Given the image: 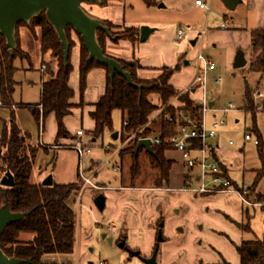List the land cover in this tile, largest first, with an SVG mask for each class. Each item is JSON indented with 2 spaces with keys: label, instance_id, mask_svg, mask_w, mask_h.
<instances>
[{
  "label": "rangeland",
  "instance_id": "rangeland-1",
  "mask_svg": "<svg viewBox=\"0 0 264 264\" xmlns=\"http://www.w3.org/2000/svg\"><path fill=\"white\" fill-rule=\"evenodd\" d=\"M194 1L119 0L125 10L126 23L146 22L173 25L177 30L182 29L184 36L190 29L188 26H195L194 29L200 34L199 42L195 48L187 45L184 52L180 54V57L187 58L188 68L192 69V72L183 71V58H181L178 64L179 71L174 74L171 83L179 92H182L189 85L197 65L195 58L198 51L202 56L213 61L216 71L208 74L206 101L207 104L214 102L215 106L204 113L203 122L205 127L209 129L215 115L216 118L224 120V125L219 129L216 139L211 141L216 157L214 163L226 169L227 177L233 184L231 190L237 189L242 193V189H246L245 198L248 202L264 203V176L257 186L253 187L255 171L262 168V175H264V163L259 160L258 148L252 142L244 141L245 133H250L251 128L255 126L259 136L251 133L252 139L260 137L262 154H264V105H262L264 98L255 97L256 92L253 93L254 110L252 116L254 119L242 108L245 80L253 90L257 76L250 74L245 77V67L249 64L247 61L245 67L241 69H225L221 51H218L221 48L216 46L215 50L212 45L216 44L204 40L202 34V31L205 34L207 29H218L224 16L232 18L239 11L234 8L228 9L224 5V0H211V2L201 0L209 6V11L206 12L194 9ZM140 27L150 28L148 25ZM32 28L29 25H21L16 28L18 47L29 58V63L18 58L14 60V67L17 69L14 75V81L17 83L13 96L15 104L35 105L40 99L39 68L41 62L39 58L41 54L39 55L38 43L35 42L38 41V36L36 33L32 34L30 31ZM152 29L162 28L155 27ZM35 30L39 32L38 28ZM111 34L115 35L114 39H116L124 34V29L115 27ZM70 37L79 40L72 31H70ZM195 49H197L196 52H194ZM159 75L160 72H156L143 80H152ZM218 75L222 78L220 85H216L214 81ZM74 80H77L75 73L71 75V84ZM259 92L264 94L262 86ZM192 97L197 104L200 103L199 91L192 94ZM152 100L155 104L158 103L157 96H153ZM196 103L194 102L195 105H197ZM172 104L175 108L180 106L176 100H173ZM229 104H232L235 110L226 115L218 112ZM0 118V126L3 128V123L8 119L5 120L1 116ZM84 118L86 122V117ZM121 128V112L115 110L112 113L111 130H106L102 137L96 138L95 142L91 143V154L81 160L83 176L90 179L94 185L105 186L106 191L104 192L96 191L90 186L83 187L82 180L78 176L79 162L74 150L59 149L55 151L54 157L40 152L37 157L31 175L32 183L37 184L46 177L52 176L55 184H77V191L69 201L70 205L74 206L77 217L75 246L70 259L71 264H97L98 262L143 264L139 257H130L126 250L119 247L118 242L122 231L119 228L121 226L119 223L120 202L117 197V190L121 186L149 185L153 175L151 169L154 165L149 157L140 153L138 158L139 173L135 178L132 177L130 171L131 155L119 156V152L130 144L133 136L127 138V135H121ZM50 130L52 132V127L48 129L47 125V132L50 133ZM114 133H118V140H112L111 136ZM166 157L173 162L170 173L171 189L190 194L193 198L198 199L207 196L194 195L190 187L185 184V175L188 173V169L183 163L180 153L169 152ZM39 167H42L40 176L37 174ZM115 167L119 169V172L114 171ZM140 174L141 178H138ZM1 177L0 174V179ZM136 179L138 180L137 183L135 182ZM160 186L166 188L164 184ZM195 187V182H192L191 189ZM177 194L179 193L176 192ZM99 195H104L106 199L103 212H99L94 206V200ZM215 196L210 198L208 202L203 200L179 202L178 206L174 207L171 212L166 211L165 213H163L160 204L156 205L155 210L158 209L163 224L162 235L163 237L165 233L171 235L167 245H164L166 242L159 244L157 264H217L218 261L221 264H235L238 259V247L242 241L252 240L254 237H264V210L249 208L241 203L237 194L233 195V198L238 197L245 212L243 221H239L226 212L227 208L236 209V200L230 198L231 196ZM95 225H97L96 230L94 229ZM114 225L116 231H112L110 228ZM246 226L249 231L245 229Z\"/></svg>",
  "mask_w": 264,
  "mask_h": 264
},
{
  "label": "trees",
  "instance_id": "trees-1",
  "mask_svg": "<svg viewBox=\"0 0 264 264\" xmlns=\"http://www.w3.org/2000/svg\"><path fill=\"white\" fill-rule=\"evenodd\" d=\"M100 23L109 29L110 34L115 28L110 22L100 21ZM21 25L33 27L30 30L32 34H35V29H39L37 36L41 66H44V69L40 85V99L35 105L15 104L13 99L17 85L14 81V75L17 72L14 60L18 58L29 63V58L18 47L16 38V28ZM16 28V48L12 56L6 48L5 39L0 35V108L9 110L8 121L3 123L0 134V174L1 179L6 173H9L13 179V185L10 187L0 184V208L7 202L11 213L25 214V216L3 230L0 235V250L7 258L24 261L22 264H43L42 258L45 255L68 256L74 251L77 217L69 201L77 191V184L53 183L51 187H46L41 183H32L31 175L42 149L39 145H32L29 134L18 128L15 121L14 110L16 108L27 109L40 130L43 129L45 119L53 114L57 127L56 142L70 138L64 126V118L70 116L74 108L83 106L82 95L88 73L95 68L105 70V92L93 104V111L89 113L94 123L92 139L102 137L106 130H111L112 113L115 110L120 111L122 124L120 134L127 135V138L135 137V140L129 142L130 144L119 152L120 156L131 155L132 177L135 178L139 173L138 158L139 154L143 153L158 169L161 183L164 185L169 182L173 165V162L166 156L169 152H175L171 149L169 140L179 134L182 126L199 127L203 113L201 107L194 104L191 98L193 93H181L170 84L174 74L179 71L178 64L175 67L160 68L158 70L160 75L155 79L143 80L137 75V71L141 69L137 61L133 59L126 62L115 59L130 75L132 85H129L118 74L110 79L108 69L99 65L95 60L88 62V52L83 47L79 35L69 27L65 28V35L70 51L67 61L64 62L62 46L44 13L36 16L29 23H18ZM123 29L124 34L112 40L114 43L118 40H126L135 45L139 42L138 28ZM70 31L75 33L80 44L78 78L81 103L77 106L71 102L74 91L69 86V78L73 69L70 55L75 44L70 37ZM111 37L114 38L115 35L111 34ZM107 39L104 32H96L97 43L106 56H108L105 50ZM249 52L250 61L245 77L255 74L257 81L251 90L245 80L242 108L252 116L253 93L259 92L261 86L264 88V29L251 31ZM153 96L158 97L157 104L153 102ZM173 100L179 102L180 106L175 108L172 104ZM187 121L190 124H187ZM251 133L259 136L255 126L251 128L249 134ZM142 138H156L160 141V146L152 148L155 153L154 157L148 155L143 149L134 154L137 143ZM257 140L259 160L264 163L260 137H257ZM194 142L196 144V141ZM212 160H216L214 151H212ZM218 167L222 176L228 178L226 169L221 165ZM262 176H264L262 168L255 171L253 187L257 186ZM248 198L250 199V196ZM245 229L249 231L247 226ZM157 230L162 232L159 226ZM23 234L30 235L31 239L26 242L20 241L19 237ZM238 259L239 264H264V237L242 241L238 247Z\"/></svg>",
  "mask_w": 264,
  "mask_h": 264
},
{
  "label": "crops",
  "instance_id": "crops-1",
  "mask_svg": "<svg viewBox=\"0 0 264 264\" xmlns=\"http://www.w3.org/2000/svg\"><path fill=\"white\" fill-rule=\"evenodd\" d=\"M196 1V0H195ZM194 1V2H195ZM104 2V4H101ZM211 2V0H208ZM99 4H84L82 7L86 13L99 20L110 22L116 28H138L140 29L142 25H148L150 28L160 27L162 29H154V32L149 36L146 42H138L135 45H132L129 41L118 40L117 43L107 39L106 40V54L117 60L122 61H131L135 60L140 65L141 69L137 71V75L140 79H144L153 75L162 67H173L175 64H179L181 58L184 65L183 71L192 72V69H189V62L186 61L187 58L182 56V54L187 45L196 47L200 39V34L194 29L193 25L188 26L189 31L185 34L184 38L178 40L176 38V33L178 32L175 29V26L168 24H154V23H135L125 21V10L122 7L119 0H102ZM194 9H199L194 4ZM235 10L239 11L232 18L226 16L223 17V24L227 22L228 28L226 30H221L220 27L216 30L207 29V32L202 31L203 39L216 45H212L214 49L216 46L220 47L218 51H221V57L224 60L225 69L232 70L233 62L238 51H241L244 54V58L249 62L250 57V33L253 30L264 29V0H240L239 3L234 7ZM239 9V10H238ZM201 10V9H200ZM220 24V26H221ZM36 35H38V30H35ZM74 41V47L71 50V65H72V74L75 73L77 80L71 84V75L69 78V86L74 91V97L72 99V104L80 105L81 103V94L79 89V61H80V44L79 40L72 37ZM38 43V52L40 55L39 42ZM204 42V41H203ZM197 49L194 50L196 52ZM216 50V49H215ZM199 52V51H198ZM197 52V53H198ZM219 54V55H220ZM41 62V56L39 58ZM211 60V59H210ZM213 62V61H212ZM40 85L42 78V66L40 63ZM248 70V64L245 67V71ZM216 71V69H215ZM214 71V72H215ZM195 73V72H194ZM257 81V80H256ZM170 84L175 88V86ZM106 87V72L101 68L92 69L86 78V87L82 95V104L81 107H76L72 110V114L64 118V126L67 132L70 134V138L61 139L56 142V121L53 114H50L44 121L43 129L40 128L35 123L33 117L27 109L16 108L15 118L16 124L21 131L27 132L30 136V143L32 145L41 146V153L48 156L55 155V151L59 149L68 148L71 149L73 144L74 136L79 130L85 132V141L91 146V143L95 142L92 139V132L94 123L89 117V113L93 111V104H95L99 98L104 94ZM194 94V93H193ZM200 97V94H199ZM191 98L196 103L195 99ZM32 105V104H29ZM212 108L215 106V103L212 102L209 104ZM0 116L3 119H8L9 110L0 108ZM87 115V116H86ZM86 117V122L84 121ZM216 115L214 116V118ZM1 119V118H0ZM237 122V121H236ZM48 129L52 127V132H47ZM2 126H0L1 134ZM118 140V138H117ZM68 146V147H62ZM45 149V150H43ZM39 152V153H40ZM168 154V153H167ZM120 156V154H119ZM153 166V165H152ZM173 166V165H172ZM42 167L38 168L37 174L40 176L42 172ZM151 169L153 175L152 180L149 185L143 186H132L126 187L121 186L117 190V197L119 198V223L121 236L118 244H123V247L120 249L126 250L130 257H139L144 259H149L151 256L152 250L156 242V229L161 220L158 209L155 210L156 205L160 204L163 213L170 211L178 206L179 202H188L190 200L197 201L203 200L208 202L210 198L216 197L215 195H222L236 200L237 207L236 209H229L227 211L233 218L239 221H243L245 217V212L243 210L242 202L240 203L238 197L233 198V195L236 193H218L214 195H207L203 198L192 197L190 194L184 192L174 191L171 189V176L169 177V182L165 187L162 185L160 180V174L158 169L153 166ZM172 169V168H171ZM115 171V170H114ZM172 171V170H171ZM116 172H119L116 171ZM171 173V172H170ZM150 174V173H149ZM138 178H141V174ZM137 178V179H138ZM135 180L137 181L139 180ZM41 183V182H39ZM196 184V182H195ZM98 186V185H97ZM103 189L98 191H106L105 186H98ZM93 189V188H92ZM97 191V189H94ZM108 191V190H107ZM176 192L179 193L176 195ZM196 195V194H194ZM104 197V195H103ZM105 203L106 199L104 198ZM181 204V203H180ZM74 206L71 205V208ZM105 209V204H104ZM103 209V211H104ZM232 210V211H231ZM102 211V212H103ZM77 219V218H76ZM167 221L165 222V224ZM112 231H116L115 225L110 226ZM94 229H97V225L94 226ZM163 231V229H162ZM171 238L170 234L164 236L165 243L167 245ZM31 236L28 234H23L19 237L20 241H29ZM133 253H138V256L133 255ZM73 254V253H72ZM71 254V255H72ZM71 255H45L42 258L43 264H71L70 259ZM105 263V262H104ZM157 263V258H156ZM235 263V262H234ZM92 264V263H88ZM99 264V262L97 263ZM106 264V263H105ZM217 264H221L220 261ZM239 264V259L237 263Z\"/></svg>",
  "mask_w": 264,
  "mask_h": 264
},
{
  "label": "water",
  "instance_id": "water-1",
  "mask_svg": "<svg viewBox=\"0 0 264 264\" xmlns=\"http://www.w3.org/2000/svg\"><path fill=\"white\" fill-rule=\"evenodd\" d=\"M101 1L102 0H0V35L5 39L6 48L9 50L10 56H12L13 50L16 48V25L20 22L29 23L36 16L44 13L47 22L55 30L62 46L64 62L67 61L70 51L65 35V28L69 27L79 35L83 47L88 52V62L95 60L99 65L108 69L110 79H112L115 74H118L122 76L129 85H132L130 75L123 70L122 66L115 59L104 55L103 50L97 43V31L104 32L109 40H114V38L111 37L109 29L102 25L99 20L89 16L82 7L84 4H99ZM239 1L240 0H224V5L228 9H233ZM153 32L154 29L152 28L141 27L139 29V42H146ZM245 65L246 60L244 54L241 51H238L232 67L233 69H241L245 67ZM111 138L112 140H117L118 133L112 134ZM142 149L148 155L152 157L155 156L150 140H139L134 150V154H137ZM0 184L6 187L12 186V176L9 173H6L1 179ZM41 184L42 186L51 187L53 185L52 176L46 177ZM104 204L105 200L102 195L95 198L94 206L99 212L103 211ZM24 216L25 214L11 213L7 202H5L0 208V235L5 228L18 222ZM162 226L163 224L160 223L159 228H162ZM157 242H162L160 234L157 237ZM119 247L122 248L123 244L121 243ZM133 255L138 256V253H133ZM156 256L157 248L154 250L151 258H140V260L143 264H157ZM22 263H24V261L7 258L0 250V264Z\"/></svg>",
  "mask_w": 264,
  "mask_h": 264
},
{
  "label": "built area",
  "instance_id": "built-area-1",
  "mask_svg": "<svg viewBox=\"0 0 264 264\" xmlns=\"http://www.w3.org/2000/svg\"><path fill=\"white\" fill-rule=\"evenodd\" d=\"M195 6L206 12L209 11V6L203 3L201 0H196L194 2ZM228 28L227 22L221 24L220 29L226 30ZM176 38L181 40L184 38V32L182 29L178 30L176 33ZM196 68L193 78L189 85L182 90L181 93H195L199 91L200 103H196L197 106L201 107L202 113L207 110H211L212 107L207 104L206 101V83L208 79V74L214 72L216 69L215 64L208 58L202 56L199 52L196 54ZM44 66H42V70ZM215 84L220 85L222 82L221 76L215 77ZM255 97L264 98V94L256 92ZM235 110L232 104H229L223 110L218 111L222 115H226L229 112ZM187 124H190L187 121ZM224 125V120L222 118H214L211 126L207 129L204 125L203 119L199 127H189L188 125L182 126L179 130V134L172 137L169 140L171 149L177 153L181 154L182 161L188 169V173L185 175V184L190 187L192 193L198 195H214L218 193H236L241 202L247 207L260 208L264 210V203H254L248 202L245 198L247 193L246 189H242L240 193L237 189L231 190L233 187L231 181L228 178H224L221 174V170L212 160V151H214L212 142L216 139L219 129ZM85 132L79 130L75 136L71 149L75 151L78 157V176L81 178L83 187L90 186L91 188L101 190L103 188L94 185L90 179L83 176V171L81 169V160L85 156H89L92 152V148L85 141ZM150 140L151 147L160 146V141L156 138H142ZM133 140L135 137L133 136ZM132 140V141H133ZM141 140V139H140ZM196 141V144L195 142ZM212 141V142H211ZM244 141L252 142L254 146H257L258 140L252 139V135L245 133ZM232 145V143H229ZM118 171V168H114ZM192 182H196V187L191 189ZM231 191V192H230ZM99 264H105L104 262H99Z\"/></svg>",
  "mask_w": 264,
  "mask_h": 264
},
{
  "label": "flooded vegetation",
  "instance_id": "flooded-vegetation-1",
  "mask_svg": "<svg viewBox=\"0 0 264 264\" xmlns=\"http://www.w3.org/2000/svg\"><path fill=\"white\" fill-rule=\"evenodd\" d=\"M159 234L161 235L162 242L165 241V239H164V237H163V235H162V232L156 229V242H155L154 248H153V250H152L151 256H150L149 258L152 257L153 252H154V250H155L156 248H157V254H158V252H159V244H160V243L157 242V237H158ZM156 258H157V256H156Z\"/></svg>",
  "mask_w": 264,
  "mask_h": 264
}]
</instances>
